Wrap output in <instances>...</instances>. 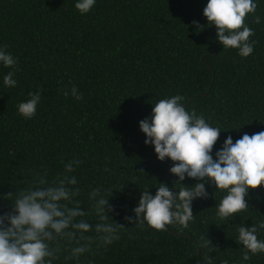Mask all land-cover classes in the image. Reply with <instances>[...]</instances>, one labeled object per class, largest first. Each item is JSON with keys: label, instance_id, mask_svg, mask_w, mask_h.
Returning a JSON list of instances; mask_svg holds the SVG:
<instances>
[{"label": "trees", "instance_id": "16d2710c", "mask_svg": "<svg viewBox=\"0 0 264 264\" xmlns=\"http://www.w3.org/2000/svg\"><path fill=\"white\" fill-rule=\"evenodd\" d=\"M206 2L97 0L88 15L80 16L74 0H0V44L8 46L20 69L16 88H0V206H8L2 197L12 190V179L42 163L54 166L67 153L96 162L108 155L110 165L129 179L143 175L134 169L150 179L147 183L171 187V162H159L138 129L151 104L169 94L185 96L188 109L211 118L221 131L243 126L222 132L214 151L228 135L235 142L244 133L264 131V23L249 21L257 43L253 54L241 59L215 41L214 28L197 32L191 27L193 21L206 24ZM258 12L264 17V4ZM37 85L41 104L25 121L16 104ZM73 86L82 93L79 102L63 95ZM87 176L98 179L92 170ZM207 190L208 200L193 202L196 221L189 230L155 232L135 229L123 219L139 194L135 185H125L110 198L124 235L95 264H203L206 255L217 258L213 264L227 255L235 259L234 231L215 219L214 189ZM249 204L254 211L249 219L264 215V190L253 192ZM239 222L236 217L230 223ZM200 236H206L208 248L197 249L194 240ZM211 247L216 249L209 252ZM250 264H264V256Z\"/></svg>", "mask_w": 264, "mask_h": 264}, {"label": "clouds", "instance_id": "9594fccd", "mask_svg": "<svg viewBox=\"0 0 264 264\" xmlns=\"http://www.w3.org/2000/svg\"><path fill=\"white\" fill-rule=\"evenodd\" d=\"M97 0H74V10L88 15ZM264 0H207L202 9L206 24L193 21L197 31L215 29V41L225 51L234 50L241 59L250 57L256 46L253 25L264 23L258 6ZM0 88L14 89L20 71L17 58L0 44ZM46 91V90H45ZM64 96L79 102L83 96L73 86ZM41 86L16 104L17 115L32 120L42 100ZM186 97L176 93L151 104L150 116L138 122L144 145L151 146L159 162H171L168 182L147 183L143 172L131 179L110 165L111 157L90 160L85 154H61L55 165L42 163L29 168L24 177L12 179V190L0 206V264H95V258L121 241L124 227L113 219L114 193L125 185L138 189L131 215L123 219L135 229L166 232L174 228L183 233L196 221L194 201L209 199L214 191V217L220 226L234 231L236 258L227 255L218 264H250L253 257L264 256V215L249 219V200L256 190H264V131L244 133L233 142L228 135L214 151L222 132L243 128L235 124L227 131L214 126L211 118L185 106ZM122 153V152H121ZM123 155V154H122ZM123 158L126 159L123 155ZM127 160V159H126ZM98 173L89 180L87 172ZM191 181V184L186 183ZM149 189H155L154 194ZM219 198L218 203L216 198ZM236 217L239 223H230ZM250 220V226L244 223ZM197 249L208 248L206 236L194 240ZM216 248H209V252ZM216 257L206 255L203 264H213Z\"/></svg>", "mask_w": 264, "mask_h": 264}]
</instances>
